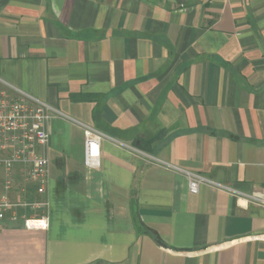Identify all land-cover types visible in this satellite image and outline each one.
<instances>
[{
    "label": "crops",
    "instance_id": "crops-1",
    "mask_svg": "<svg viewBox=\"0 0 264 264\" xmlns=\"http://www.w3.org/2000/svg\"><path fill=\"white\" fill-rule=\"evenodd\" d=\"M0 76L126 145L89 168L52 119L12 192L49 226L1 220L0 264H264V209L184 172L264 193V0H0Z\"/></svg>",
    "mask_w": 264,
    "mask_h": 264
},
{
    "label": "built area",
    "instance_id": "built-area-1",
    "mask_svg": "<svg viewBox=\"0 0 264 264\" xmlns=\"http://www.w3.org/2000/svg\"><path fill=\"white\" fill-rule=\"evenodd\" d=\"M57 117L67 118L82 127L84 163L89 168L100 167L101 146L105 140L126 146L94 126L65 115L59 109L0 76V221L7 217L22 218L28 229H45L49 226L48 215L27 213L28 210L34 212L41 208L49 209L48 200H21L15 198L12 192L19 178L34 184L39 194H45L47 191L49 183L47 150L50 143L48 124ZM148 157L153 163L180 171L170 163L153 156ZM184 172L188 178L189 190L193 193H198L202 185H209L264 209V193L261 191L244 192L201 174ZM20 191L26 192L24 187Z\"/></svg>",
    "mask_w": 264,
    "mask_h": 264
}]
</instances>
